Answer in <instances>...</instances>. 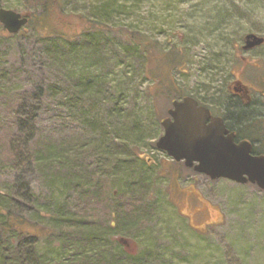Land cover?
Listing matches in <instances>:
<instances>
[{"label": "rangeland", "instance_id": "rangeland-1", "mask_svg": "<svg viewBox=\"0 0 264 264\" xmlns=\"http://www.w3.org/2000/svg\"><path fill=\"white\" fill-rule=\"evenodd\" d=\"M0 6L36 17L11 35L0 22V135L13 125V105L24 100L37 111V140L52 142L60 152L77 136L87 143L80 156L68 158L81 176L83 197L66 179L46 178L34 163L20 168L8 164L11 158L3 141L0 187L21 194L33 191L47 206L45 218L59 208L96 209L97 214L88 217L97 218L94 221L103 229L114 223L112 209L129 193L145 191L142 206L149 210L136 234L101 231L91 243L90 232H78L85 242L67 246L62 239L74 237L70 229L57 231L41 221L35 225L45 226L46 231L36 234L34 241L36 256L41 258L33 264H75L80 251L91 246L96 253L97 247L107 250L103 255L111 254L114 247L118 255L119 242L133 257L130 264H264V189L250 182L213 179L156 145L164 133L161 120L173 99L183 96L168 85L170 77L185 90L184 95L206 94L209 78L216 73V68L206 67L216 65L213 56L231 53L226 38L236 34L242 44L247 32L264 33V0H65L64 13L52 6L58 15L54 29L79 28L83 20L78 13L97 17L108 28L100 38L71 42L47 38L37 29L41 7L35 1L0 0ZM132 34L148 36L153 50L169 51L186 44L180 48V66L169 75L162 63L154 64L157 59L146 65L144 56L129 48ZM220 62L221 67L227 65L224 58ZM147 66L153 74H147ZM138 153L148 154L154 164L148 166ZM126 157L131 162L124 166ZM97 167L110 180L91 203L86 189H94L87 185ZM143 173L146 180L142 181L138 177ZM18 200L26 210L39 208L28 201L22 204L23 196ZM28 218L33 222L31 215ZM0 235V246L7 247L1 231ZM21 242L12 238L9 245ZM0 264L12 263L0 255Z\"/></svg>", "mask_w": 264, "mask_h": 264}, {"label": "trees", "instance_id": "trees-1", "mask_svg": "<svg viewBox=\"0 0 264 264\" xmlns=\"http://www.w3.org/2000/svg\"><path fill=\"white\" fill-rule=\"evenodd\" d=\"M39 4L41 7L39 17H37V21L35 22L38 27L37 29L44 33V36L47 38H54L57 40H66V42L75 41L80 37L85 38H100L104 36V31L108 30V28L103 25L101 19L93 18L92 16H88L83 13H78L76 15L78 18L83 20V25L79 28H73L69 31L66 29H54L53 22L57 18V14L54 12L53 5L55 8H60L62 13L65 11V0H32ZM1 7V6H0ZM36 17L32 16L31 22L35 21ZM34 25V24H33ZM4 31H6L3 28ZM7 32V31H6ZM21 32V31H20ZM8 33V32H7ZM11 35L10 33H8ZM229 45H231L230 50L231 54L235 49L240 47L239 37L236 34H233L231 37L226 38ZM151 40L148 36L141 34H132L130 35V45L129 48L131 50H135L140 55H143L146 59V65L150 66L152 60L163 64L165 69L168 70V74L170 75L171 71L174 68L179 67L181 64V59L183 55L181 54V49L186 46L184 44L182 47L173 48L171 50H161L159 47L157 49H152ZM182 49V50H183ZM185 51V50H184ZM173 53L176 55H173ZM185 53V52H184ZM221 54V53H220ZM226 56V54H224ZM225 56L220 57V55L213 56L211 59L212 63H216V65L211 66L208 65L206 67L207 70H212L213 68L222 69L221 66L218 65L221 59L225 58ZM225 60V59H224ZM185 61L183 62V64ZM221 63V62H220ZM147 66V74L151 73V68L149 69ZM213 67V68H212ZM220 67V68H218ZM146 69V66H145ZM215 70V69H214ZM155 71V70H153ZM219 71V70H218ZM212 77L209 78V83L213 82L215 79V73L211 74ZM156 80V78H155ZM172 88L178 89L177 95H184L185 90H182L181 87H177L176 80L173 76L169 79V84ZM187 95V94H186ZM197 95V94H196ZM30 105L29 109L27 108ZM26 105V101H20L17 107L13 105L12 109V127L8 131H6L5 135H0V141H3L6 145V154L11 158L7 160V163L13 165V163H17L16 168H20L26 164V162L34 163L41 171L42 175L46 178H56V179H66L70 186L73 188V191L77 193L79 197H83V188L81 186V176L77 173L76 170H72L70 162L68 158H73V154L76 156H80L83 148L87 146L84 138L80 136L75 137L67 144V149L60 152L50 141L37 140L35 136V119L37 117V111L33 110L34 107L31 104ZM18 127V132H17ZM14 128V129H13ZM13 129V130H12ZM8 130V127H6ZM11 135H13L11 137ZM73 148V152H70ZM138 159L145 160L144 162L151 166L154 163H149L146 158L142 156L141 153H138ZM14 158V161H13ZM129 158L123 159V165L130 164ZM135 161H138L135 159ZM13 162V163H12ZM162 174V170L160 172ZM96 176L93 177V181L87 186L94 185V189H86V195L89 198L91 203L95 202L99 195V190L107 188V184L109 183V176L107 172L100 168H96L95 172ZM139 179L143 181L145 179V173L139 175ZM146 180V179H145ZM149 180V177H148ZM138 185V184H137ZM147 186V184H146ZM132 187V186H131ZM145 192V191H144ZM129 193L127 194V200L119 201L116 203L115 208L112 209V214L115 215L114 227L113 224L111 226L106 225V229L98 226L99 221L95 222L97 218L93 219L88 216H94L97 214L98 210L83 207V208H74V209H63L56 210L54 212L46 213L49 217L45 218L42 213L43 209H45L44 204H42L37 197L34 196L33 191L26 189L24 194H21L19 191L11 192L10 189L7 191L0 187V231L2 232V238H4L5 242L8 244L7 247L0 246V255L4 257V259H9L12 264H33L35 260L41 258L39 254L36 256L35 253V240L36 234L41 233L42 231H46L45 226L37 227L35 224L45 222V225H49L56 229L57 231H63L65 229H70L73 232L74 237H66V240L62 239L63 244L67 246L68 244H74L80 241L85 242L83 238L78 236V232H90L89 235L91 243L96 242L100 236V232L107 233H121L124 235L136 234L139 232L145 225V216L149 212V210L142 206L143 197L146 195L145 193ZM23 196L24 202L22 204H26V202H31L32 205L38 206L39 208L35 211L26 210L21 207V202L18 198ZM89 203L88 200L82 199ZM99 201H104L99 199ZM129 205H127V204ZM90 204V203H89ZM47 207V206H46ZM50 212V211H48ZM31 215L33 222L25 219V216ZM88 218V220H87ZM39 229V230H38ZM1 237V235H0ZM61 238L64 236H60ZM12 238L22 239V242L18 246H10ZM7 240V241H6ZM108 240H106V244H108ZM10 244V245H9ZM118 244V243H117ZM118 246L120 247V253L117 255L115 253L116 248L113 247V251L110 254L103 255V253H107V250L100 247H97V253L93 251V248H86V250L80 251L78 258L76 259L75 264H130L134 263L133 257L124 252L121 249V244L119 242ZM92 249V250H91ZM36 256V258H35Z\"/></svg>", "mask_w": 264, "mask_h": 264}, {"label": "water", "instance_id": "water-1", "mask_svg": "<svg viewBox=\"0 0 264 264\" xmlns=\"http://www.w3.org/2000/svg\"><path fill=\"white\" fill-rule=\"evenodd\" d=\"M0 22L10 33H17L29 23V15L0 7ZM244 41L243 47L250 48L262 44L264 37L248 33ZM208 119L211 121L207 122ZM161 123L164 133L156 145L174 159L185 160L187 166L211 178L224 177L240 183L250 181L264 189V155L253 154L249 141L236 142L235 134L228 133L223 120L212 116L192 95L175 99L169 115ZM142 156L152 162L148 154Z\"/></svg>", "mask_w": 264, "mask_h": 264}, {"label": "flooded vegetation", "instance_id": "flooded-vegetation-1", "mask_svg": "<svg viewBox=\"0 0 264 264\" xmlns=\"http://www.w3.org/2000/svg\"><path fill=\"white\" fill-rule=\"evenodd\" d=\"M20 12L32 16L30 12ZM255 34L264 36V33ZM244 44L243 38V43L232 54H222L227 65L216 68L213 82L206 85L208 88H201L207 89L206 94L195 98L212 116L223 120L228 133L235 134L236 141H249L254 153L264 154V42L250 48H244Z\"/></svg>", "mask_w": 264, "mask_h": 264}]
</instances>
